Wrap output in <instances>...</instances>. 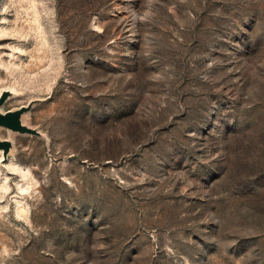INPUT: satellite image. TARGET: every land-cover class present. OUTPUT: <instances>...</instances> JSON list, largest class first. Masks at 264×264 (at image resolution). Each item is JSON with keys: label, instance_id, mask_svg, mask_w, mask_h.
Here are the masks:
<instances>
[{"label": "rangeland", "instance_id": "rangeland-1", "mask_svg": "<svg viewBox=\"0 0 264 264\" xmlns=\"http://www.w3.org/2000/svg\"><path fill=\"white\" fill-rule=\"evenodd\" d=\"M0 264H264V0H0Z\"/></svg>", "mask_w": 264, "mask_h": 264}, {"label": "water", "instance_id": "water-1", "mask_svg": "<svg viewBox=\"0 0 264 264\" xmlns=\"http://www.w3.org/2000/svg\"><path fill=\"white\" fill-rule=\"evenodd\" d=\"M12 94V91L8 89H4L0 92V127L7 129L11 133L41 135L36 129L23 123V116L29 111L32 105L39 100L33 99L27 104L2 111V106L12 96ZM11 148V140L0 139V152H2L4 158L10 152Z\"/></svg>", "mask_w": 264, "mask_h": 264}]
</instances>
